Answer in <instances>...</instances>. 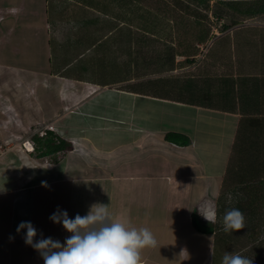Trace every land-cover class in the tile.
<instances>
[{"label": "crops", "instance_id": "1", "mask_svg": "<svg viewBox=\"0 0 264 264\" xmlns=\"http://www.w3.org/2000/svg\"><path fill=\"white\" fill-rule=\"evenodd\" d=\"M51 1L62 5L60 0ZM245 1L237 0V10L244 13L245 18L262 19L237 26V33L246 29L252 34L251 38H257L254 43L263 48L264 6H251ZM78 3L83 7L89 5ZM48 6L49 0H0V67L10 74L6 80L0 75V83L9 91L12 85H19L18 79L26 78L31 72L30 80H34L35 89L41 94L37 95L34 90V98L24 93L23 97L14 95L24 104V112L29 111L33 116L30 124L45 123L62 137L78 142L60 161L49 156L38 158L26 150L21 158L15 153L14 146L13 154L9 155L20 156L18 162L22 167L19 166V170L5 169L0 158V241L12 244L7 248L0 243V264H44L40 253L25 243L27 229L17 233L21 222L29 221L36 228L34 241L41 239L42 234L43 238L52 237L63 243L71 233L62 223L50 220V215L59 207L66 210L70 218L76 214L83 216L96 203L107 205L113 219H126L130 227H146L153 233L157 246L141 250L140 264H220L225 247L223 245L220 252L217 250L218 239L216 233L213 234L217 229H204L202 226H214V223L209 224L198 210L207 204L222 222L227 209L237 208L227 205L224 198V191L240 182L238 179L229 181V168L237 148L236 137L245 115L243 110L256 112L253 109L263 106L259 103L262 97L252 92L253 81L243 84V98L236 85L240 78L255 77L260 70L247 71V76L238 73L235 65L228 73L226 69L213 70L221 62L230 67L242 40L239 43L236 35L238 47L233 48V36L229 33L227 45L217 50L221 54L213 52L215 60L211 68L204 70L205 78L200 80L202 76L193 75L200 82L215 75L222 76L225 78L222 85L229 79L228 85L222 86L224 92L216 91V99L211 104L180 102L151 94L149 89H136L138 82L147 83V80L165 76V69L148 72L145 69L136 75L137 78L124 67L116 77L82 76L78 71L73 74L70 65L78 61L76 53L83 55L100 42H108L105 47L115 60L120 61L123 54L124 57L127 54L118 51L117 45L112 43V36L107 33L103 36L95 33L86 42L69 43V40H75L81 29H75V25L93 20L87 19L91 12L85 7V14H81V10L70 9L67 5L53 6V10ZM66 16L72 18L69 23L64 20ZM18 36L21 43L26 44L11 48ZM126 36L118 39L121 50L130 46ZM67 46L72 48L68 56L64 52ZM29 55L33 58L30 59ZM126 62L133 66V55ZM35 67L40 73H35ZM174 69L171 77L176 79L177 66ZM42 73L49 77L48 90L41 80L37 81ZM70 81L76 84L71 86V91L68 88ZM79 88L80 93L77 92ZM57 89L62 108L44 111L43 92ZM3 93L1 90V98L5 97ZM248 96L254 99L246 104ZM226 97L231 104L228 107ZM243 104L248 110L242 107ZM164 118L169 121L165 122ZM5 120L0 113V122L15 123L12 129L16 126L15 129L20 130L19 123L23 126L20 118ZM28 124L25 126H31ZM169 131L185 133L193 143L182 145L169 141L165 138ZM148 150L156 153L155 160L141 158L142 154L148 155ZM37 160L41 162L38 166L33 164ZM46 160L52 165L46 164ZM196 166L200 171H195ZM84 167L87 172H83ZM42 181H46L49 187L42 186Z\"/></svg>", "mask_w": 264, "mask_h": 264}, {"label": "rangeland", "instance_id": "2", "mask_svg": "<svg viewBox=\"0 0 264 264\" xmlns=\"http://www.w3.org/2000/svg\"><path fill=\"white\" fill-rule=\"evenodd\" d=\"M60 2L62 5H67L70 9L81 10V14H85V10L87 9L91 12L87 15V19L89 17L93 18L92 21H82L74 26L75 29L78 27H81V29L75 35V40H69V43L73 41L86 42L88 39L90 40L95 33L96 35L100 34L101 36L107 33L112 36L110 38L113 40L112 43L117 45L118 51H123V53L127 54L125 57L123 54L122 59H120L117 63L115 57H112L110 54V50L105 47V44H108L107 41L100 42L99 45H92L90 49L93 50H88L80 56L76 53L78 61L70 65V71L73 74L78 71V73L82 76L95 75L97 77H104L108 75L109 77H116L119 74L118 68L121 67H124L126 72L130 74L133 73L136 78V72L140 70L143 71L145 69L147 72L165 69V75L171 76L174 74V70L170 65L174 63V65L177 66L176 75H185L187 77L193 75L197 77L202 76L200 78L201 80L205 78L204 70L211 68L212 63L215 60L213 52L216 53V55H219L221 53L217 50H220L221 46L223 48L224 45H227V41L222 38L226 35L232 34L234 43L233 48L238 47L236 46V35L238 36L239 43L242 40L241 44H239L240 47L237 48L236 59L230 64V67H227L228 65L224 62H221L222 64L219 66L216 65L213 70L219 72V69H226L225 71L228 73V71H231L232 65H235L238 73L243 76L247 73V71L260 70L255 77L240 78L236 81V85L240 87L239 91L241 97L243 96V84L253 81L254 88L252 92L254 95L262 97V100H260L259 103L260 105L263 104V106L261 105L262 107L253 109L256 110V112H247L243 110V113L245 114L244 116H249L250 118L246 117L244 119L243 131L240 134L235 155L233 157L231 167L229 168V181L231 182L233 179H236V175L238 173L236 172V169H238L241 173L240 178H238L240 182L234 184L233 187L227 189L226 191L223 190L225 193L224 198L227 202L226 204L229 206H237V208L244 213L245 227L244 229L238 231L225 233L223 230V223L219 220V218H217L214 226L202 227L210 230L217 229L216 232H213V234L216 233V237L218 239L217 244L219 245L217 246V250L219 252L221 247L224 245L226 251H224L223 254L225 252L240 253L251 258L253 260V264H260L262 260L261 257H264V163L260 166V169H258L259 162L257 161H264V46L262 48L256 45L254 40L257 38H251L252 34L247 33L245 31L246 29L239 30L237 33V26H240L241 24H252L257 21H261L262 18H245V14L230 5V1L228 0H213L210 2L209 6L206 4H198L195 0H60ZM78 2L89 3L90 5L84 6L86 8L85 9L83 5H80ZM244 3L251 6L256 4L264 6V0H246ZM62 5H60L57 1H51L50 3L49 0L48 7H51L53 10V6L60 8ZM93 6L98 8L100 7V10L97 9L96 11ZM138 10L142 15L140 19L133 17V15H137ZM130 15L132 18H129ZM64 20L69 23L72 18L66 16ZM67 23L64 24L66 28L68 26ZM224 24L231 25L232 27L228 30H222ZM203 26L210 28V35L207 38L208 40H206H211L213 42V46L210 48L208 47L207 51L206 47L204 49H200L197 45L198 43L201 44L202 42H206L205 40L199 39L201 35L200 28ZM126 34L127 36L125 38L127 40V45L130 43V46L125 50H121L118 46V39ZM21 42L22 41L19 36L14 38L11 48L17 45L22 46L26 44ZM81 45H83V43H81ZM218 45L220 46L219 49H217ZM194 48H197L196 51ZM71 50L72 48L67 46L64 52H67L68 56L70 54L69 51ZM127 50H130V52H127ZM185 50H189L188 53L193 51L195 52V55H193L194 57H190L193 61L187 60V58H189L187 56L188 53L179 54L175 60H173V56L176 52L181 53ZM132 51L134 53L133 66H131V64H127L126 62V59H129V56L132 55ZM117 54H120V52ZM32 58L33 57L30 56V59ZM169 67H171V70H166ZM34 71L36 74L40 73L39 68L37 67L34 68ZM0 75H2L5 80L10 78L8 70L4 67H0ZM14 75H11V77ZM31 75L32 74L30 72L29 76L26 78L21 77V79H18L19 85H15V87L12 85L9 91L6 90V87L1 86L0 83V91H4L2 95L5 96L4 98L0 97V113L4 115V118L6 119L5 121L10 120L13 117L15 119L20 118L23 126L28 123L30 124L33 121V116L29 114V111L27 113L24 112V104L14 97L16 94L23 97L22 93L28 95L29 87L26 86L29 84H31V90L36 88L34 80H30ZM160 77L163 78L164 76L162 75ZM46 78L47 76H45V79ZM41 79L42 78L39 77L37 81ZM158 81L159 80H157V82ZM205 83L206 80L201 82V84L204 85ZM73 85L76 84H73L72 81H70L68 84L69 91H71V86ZM183 85V88H186L188 81L184 80ZM232 90L233 89L230 88V91ZM81 91L82 90L80 88L77 89L78 93ZM43 93L44 97L42 107L44 108V111H56L62 108L63 104L60 102L59 92L57 90L54 92L50 91V93ZM181 93L186 94L187 96L195 95L194 98H199L200 100L211 104L208 99L209 95L204 94V92L199 91L198 94L196 91H193L192 93L182 91ZM9 98L10 100H8ZM246 99L247 104L249 103L248 100H253L254 98L248 96ZM225 101L226 107L231 105L228 102L227 97ZM246 104H243L242 106L244 109L247 106ZM12 108H15L16 110L14 111ZM245 110L248 109L246 108ZM11 115L13 117H11ZM164 119L165 122L169 121L167 120L169 118ZM249 120L252 121L253 128L250 126V123L248 122ZM10 123L12 122L8 121L5 124L0 122V127L2 126L0 128V158L5 163V169L7 167L10 170H19L21 169L19 167L21 166V163L18 162V160H20L19 157L21 156V158H24L25 156V146L23 145V142L26 140H30L32 142V140H34L35 146H37L36 138L33 135L39 131L38 129H45V123L33 126L30 124L31 126H25V128H23V126H19V123L18 129H22L21 131L15 129L16 126L12 129L15 123L13 125H10ZM18 135L21 137L16 138ZM254 138H256L257 141L254 143V149H250V152L246 151L249 149L247 146H250V144L254 142ZM7 140L9 141L8 143H6ZM15 141L18 143L16 144ZM13 142H15L16 145L12 144ZM14 146L16 147L15 153L20 154L19 157H17L15 153L12 156L9 155L13 154ZM147 152L149 153L146 157L145 154L141 155L143 160H155L157 158L156 153L151 150H148ZM35 155H37V151H35ZM78 156L79 155H76V157ZM38 162H40V160H37V162L33 161V164L38 166ZM46 162H48V160H46L45 163ZM79 162H82V160H79ZM255 162H257L255 165L256 168L254 173H252V169L254 168L252 164ZM84 169L85 170L83 172H87V168L84 167ZM197 169L200 171V167L196 166L195 171ZM53 202L54 200H52V204ZM254 227H256V229ZM0 243L3 244V247L8 248L9 246H12V244L8 243V241H0ZM13 250L14 249H12V252ZM217 256H219V254H217ZM187 263H190V261Z\"/></svg>", "mask_w": 264, "mask_h": 264}, {"label": "clouds", "instance_id": "3", "mask_svg": "<svg viewBox=\"0 0 264 264\" xmlns=\"http://www.w3.org/2000/svg\"><path fill=\"white\" fill-rule=\"evenodd\" d=\"M203 43H208L209 48L213 46L211 40L201 44ZM197 45L202 48L200 43ZM179 54L185 53L177 52L176 57ZM46 128L50 127L45 124V129L37 133L44 134ZM19 137L21 136L18 135L16 138ZM23 145L27 152L38 157L35 155L37 147L35 141L33 146L30 144L26 146L25 141ZM46 164L52 163L48 161ZM41 184L49 187L46 181H42ZM198 212L209 224L216 222L215 210H210L209 205H202ZM49 219L58 224L62 223L64 229L71 233L63 243L52 237L43 238L42 234L41 239L34 241L37 230L29 221L21 222L16 229L17 233L27 229L25 243L40 253L44 264H140L141 250L157 246V241L148 228L130 227L126 219H113L108 206L102 203L91 205L86 215L76 214L74 218H70L66 210L58 207ZM222 223L225 233L244 229L245 215L238 208L227 209ZM220 264H253V260L240 253L225 252Z\"/></svg>", "mask_w": 264, "mask_h": 264}, {"label": "trees", "instance_id": "4", "mask_svg": "<svg viewBox=\"0 0 264 264\" xmlns=\"http://www.w3.org/2000/svg\"><path fill=\"white\" fill-rule=\"evenodd\" d=\"M195 1L198 4H206L207 6H209L210 2L213 0H195ZM219 1H225V0H219ZM228 1H230L229 4L232 5L235 9H238L237 8V0H228ZM84 4L86 5L89 3H84ZM93 8L96 11H97V9L100 10V7L98 8V7L93 6ZM141 16L142 15L139 13V10H138L136 16L133 15V17H135L137 19H140ZM129 18H132V16L130 15ZM231 27H232L231 25L224 24L222 30H228ZM200 32H201V35H200L199 39L207 41L208 40L207 38L210 35V28L203 26L202 28H200ZM132 36H133V32H132ZM229 37H230L229 35H226L222 39H225L227 41L229 39ZM222 39H220V40H222ZM196 49L197 48H194L195 51H196ZM188 51L189 50H185L184 52H181V53H188ZM127 52H130V50H127ZM176 53L173 56V60H175V58H176ZM132 55H134L133 51H132ZM193 55H195L194 51L191 53L189 52L187 54V56L189 57V58H187V60L193 61L192 58L190 59V57ZM116 61H117V63L119 62L117 59H116ZM229 64H231V63H229ZM170 66L172 67V69H174L175 65L173 63ZM171 67H169V70H171ZM118 69L120 71V68H118ZM141 71L142 70L136 72L137 73L136 75L138 76ZM45 76H46L45 73H42L41 82L43 83L44 88L46 90H48L50 88L49 85L47 84L49 82V77H47L45 79ZM223 79H225V78H222V76L215 75L214 77H212L210 79L208 78L207 83L204 85V84H201V82L198 79H196L194 76L187 77L185 75L184 76L176 75V79H174L171 76L165 75L163 78L159 77V79H150L151 81L147 80L148 82L146 84H145V81L144 82H138V86L136 87V89L142 90V91H148L146 89H149L152 91V92L149 91V93H151V94L162 95V96L167 97L169 99L177 100L180 102H188V103H192V104L207 103L203 100H200L199 98H194L195 95L194 96H187L186 94L181 93L182 91H185L186 93L187 92L192 93L193 91H196L199 94V91H201V92H204V94L209 95L208 99L211 103H213L216 99V96H214V93L216 91H218L219 89L224 92V89H222V86L226 87L228 85L229 79L225 80L224 81L225 83L222 85ZM157 80H159V81L157 82ZM184 80L188 81V85L186 88H183L184 87V85H183ZM140 84H143V85H140ZM26 87H29V90L27 89L28 94L32 98L35 97V91L34 90H36L37 95L41 94V91H39L37 89H34L31 91L30 85H28ZM59 89H57L58 92H59ZM246 117L250 118L249 116H243L242 117L240 127H239L240 130H239L238 136L236 137V141H235L236 147H237L238 142H239L240 134L243 131V122H244V119ZM249 123H250V126H252V128H253V123L251 120H249ZM34 136H35L36 142H37L36 151H37L38 157L52 156V158L56 161H60L68 153V151L73 150L76 146V143L78 142L76 140L67 139V138L62 137L56 130H54L52 128H46L44 134H42V135L35 134ZM165 138L169 141L178 142L182 145H190L193 143L192 139L189 135L182 133V132H179V131H169L166 134ZM253 141L254 142L252 144H250V146H247V148H249V149L246 151L250 152L251 151L250 149H254L253 148L254 143L257 142L256 138H254ZM257 162H259L258 169H260V166L263 165L264 161L261 162L260 160H258ZM257 162L252 164V166H254V168L252 169V171H253L252 173H254V170L256 168L255 165L257 164ZM236 172H238L236 175V179H238V178H240L241 173L239 171H236ZM236 172H235V174H236ZM235 174H233V175H235ZM254 228L256 229V227H254ZM261 258H262V260H261L260 264H264V257H261Z\"/></svg>", "mask_w": 264, "mask_h": 264}, {"label": "built area", "instance_id": "5", "mask_svg": "<svg viewBox=\"0 0 264 264\" xmlns=\"http://www.w3.org/2000/svg\"><path fill=\"white\" fill-rule=\"evenodd\" d=\"M200 46H201L202 48H205V47H206V50L208 49V43H206V44H205V43L200 44ZM8 142H9V141L7 140L6 143H8ZM33 143H34V141L31 142V143H30V141H25V145H26V146H28V144H30V145L33 146Z\"/></svg>", "mask_w": 264, "mask_h": 264}, {"label": "bare ground", "instance_id": "6", "mask_svg": "<svg viewBox=\"0 0 264 264\" xmlns=\"http://www.w3.org/2000/svg\"><path fill=\"white\" fill-rule=\"evenodd\" d=\"M29 103V102H28ZM27 104V103H26ZM30 114V113H29ZM33 118V117H32ZM29 119V118H28ZM6 122V121H5ZM31 149V147H29ZM52 165V164H51Z\"/></svg>", "mask_w": 264, "mask_h": 264}, {"label": "flooded vegetation", "instance_id": "7", "mask_svg": "<svg viewBox=\"0 0 264 264\" xmlns=\"http://www.w3.org/2000/svg\"><path fill=\"white\" fill-rule=\"evenodd\" d=\"M51 157V156H50Z\"/></svg>", "mask_w": 264, "mask_h": 264}]
</instances>
